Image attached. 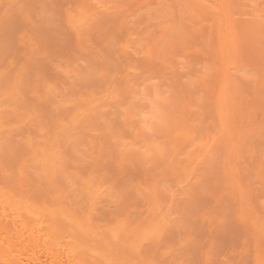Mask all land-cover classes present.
<instances>
[{
	"label": "rangeland",
	"instance_id": "rangeland-1",
	"mask_svg": "<svg viewBox=\"0 0 264 264\" xmlns=\"http://www.w3.org/2000/svg\"><path fill=\"white\" fill-rule=\"evenodd\" d=\"M78 262L264 264V0H0V264Z\"/></svg>",
	"mask_w": 264,
	"mask_h": 264
},
{
	"label": "bare ground",
	"instance_id": "bare-ground-1",
	"mask_svg": "<svg viewBox=\"0 0 264 264\" xmlns=\"http://www.w3.org/2000/svg\"><path fill=\"white\" fill-rule=\"evenodd\" d=\"M41 94V93H40ZM5 118V117H4ZM219 122V121H218ZM13 185V184H12ZM15 185V184H14ZM13 185V186H14ZM140 193V192H139ZM137 195H138V193H137ZM6 198V197H5ZM143 198V197H142ZM143 200V199H142ZM141 200V201H142ZM6 203V202H5ZM9 203V202H8ZM10 204H11V202H10ZM22 206V205H21ZM25 208V207H24ZM27 208V207H26ZM29 209V208H28ZM85 209V208H84ZM24 210V209H23ZM30 212V211H29ZM42 213V212H41ZM39 214V213H38ZM60 214V213H59ZM26 215V214H25ZM29 215V214H28ZM22 216V215H21ZM24 216V215H23ZM92 216V215H91ZM135 217V216H134ZM30 218V217H29ZM49 218V217H48ZM27 219V218H26ZM36 219V218H35ZM89 219V218H88ZM132 219H133V217H132ZM29 220V219H28ZM32 220V219H31ZM36 222V221H35ZM42 223V222H41ZM31 224V223H30ZM151 224V223H150ZM41 225V224H40ZM55 225V224H54ZM46 226V225H45ZM48 228V227H47ZM53 228V227H52ZM55 228V227H54ZM53 228V229H54ZM79 229V228H78ZM73 230V229H72ZM150 232V231H149ZM48 234V233H47ZM46 234V235H47ZM84 234V233H83ZM120 234V233H119ZM104 236V235H103ZM44 237H45V235H44ZM64 237V236H63ZM119 237V236H118ZM147 237V236H146ZM59 238V237H58ZM94 238V237H93ZM105 238V237H104ZM117 238V237H116ZM70 239V238H69ZM106 239V238H105ZM136 239V238H135ZM146 239V238H145ZM114 244V243H113ZM93 245V244H92ZM116 245V244H115ZM114 246V245H113ZM58 247V246H57ZM73 247H75V246H73ZM81 248H79V250H80ZM113 249V248H112ZM69 250V249H68ZM110 250H111V248H110ZM119 250V249H118ZM84 251V250H83ZM76 253V252H75ZM70 254V253H69ZM79 254V253H78ZM81 254V253H80ZM93 254V253H92ZM83 255V254H82ZM81 255V256H82ZM89 255V254H88ZM65 256V255H64ZM84 257V256H83ZM94 257H95V255H94ZM78 259V258H77ZM99 259V258H98ZM79 261V260H78ZM90 261V260H89ZM92 261V260H91ZM98 263V262H97ZM103 263V262H102ZM78 264H79V262H78Z\"/></svg>",
	"mask_w": 264,
	"mask_h": 264
}]
</instances>
